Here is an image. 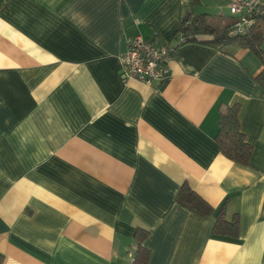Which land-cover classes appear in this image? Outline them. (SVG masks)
Returning <instances> with one entry per match:
<instances>
[{"label": "crops", "instance_id": "0c3cea01", "mask_svg": "<svg viewBox=\"0 0 264 264\" xmlns=\"http://www.w3.org/2000/svg\"><path fill=\"white\" fill-rule=\"evenodd\" d=\"M189 2L0 0V264H132L138 227L146 264H264L258 56L193 41L152 85L120 79L127 38L173 44ZM234 103L249 165L215 138ZM183 183L214 213L178 203ZM220 209L235 236L212 233Z\"/></svg>", "mask_w": 264, "mask_h": 264}, {"label": "trees", "instance_id": "16d2710c", "mask_svg": "<svg viewBox=\"0 0 264 264\" xmlns=\"http://www.w3.org/2000/svg\"><path fill=\"white\" fill-rule=\"evenodd\" d=\"M198 0H190L188 8L184 12L180 26L175 33L174 44L180 46L187 42H203L222 48L227 44H237L249 48L264 65V49L261 48V42L264 40V15L256 18L255 22L246 34L229 37L226 33L228 26L233 22L231 15L227 19L216 20L215 16L206 12L196 13L193 5ZM183 36L185 42L177 43V38ZM205 37V38H204ZM168 43V42H167ZM177 46V48H178ZM177 55V54H176ZM255 80L264 93V67L256 75ZM240 106L237 103L227 105L220 111L218 121V132L216 141L222 153L229 159L249 165L253 153V147L246 141L241 131L239 122ZM178 203L188 208L193 213L206 216L214 213L213 208L196 194L187 183H183L176 195ZM238 218L234 215L227 219L222 209L215 214V222L212 233L217 235L235 236L237 233ZM147 235V230L138 227L135 232L137 248L134 254L132 264H146L149 250L142 245V241ZM2 256L0 254V262Z\"/></svg>", "mask_w": 264, "mask_h": 264}, {"label": "built area", "instance_id": "2783aa9c", "mask_svg": "<svg viewBox=\"0 0 264 264\" xmlns=\"http://www.w3.org/2000/svg\"><path fill=\"white\" fill-rule=\"evenodd\" d=\"M229 12L233 22L226 33L229 37L246 34L256 18L264 15V0H232ZM185 42L183 36L177 43ZM176 44L162 43L157 45L136 34L127 38L126 49L118 56L120 79L127 83L137 80L152 85L169 73V62L177 54Z\"/></svg>", "mask_w": 264, "mask_h": 264}, {"label": "rangeland", "instance_id": "374dc122", "mask_svg": "<svg viewBox=\"0 0 264 264\" xmlns=\"http://www.w3.org/2000/svg\"><path fill=\"white\" fill-rule=\"evenodd\" d=\"M226 2V0H198L194 4V11H215L214 9L221 3ZM214 13V12H212Z\"/></svg>", "mask_w": 264, "mask_h": 264}]
</instances>
